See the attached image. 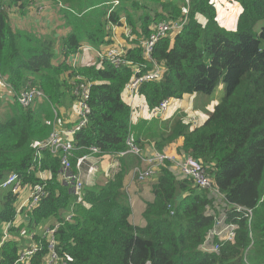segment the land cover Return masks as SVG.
I'll use <instances>...</instances> for the list:
<instances>
[{
	"label": "trees",
	"instance_id": "16d2710c",
	"mask_svg": "<svg viewBox=\"0 0 264 264\" xmlns=\"http://www.w3.org/2000/svg\"><path fill=\"white\" fill-rule=\"evenodd\" d=\"M31 1L8 0L6 6L23 15ZM51 1L63 5L71 29L60 41L64 60L58 65L53 64V40L12 29L5 7L0 11L1 75L14 94L35 88L47 99L23 108L14 97L8 116L0 120V182L15 173L23 185H45V196L18 226L7 223L16 218V199L4 191L0 241L5 226H10L0 263L14 264L18 253L35 243L41 249L29 264H44L48 241L41 231L46 223L54 222L47 230L59 224L55 250L65 264H264V201L259 204L264 189V0H234L242 9L235 31L218 24L211 0H188L185 16L181 13L185 0ZM231 17L234 22L237 10ZM121 18L136 36L135 47L126 51L125 58L132 65H141L139 75L152 66L138 42L147 39L162 21L186 19L178 33L153 47L151 59L164 71L158 81L144 82L138 89L150 110L163 100L184 95L210 96L224 85L222 100L202 125L191 130L176 119L154 140L156 151L162 152L166 145L183 138L182 154L202 164L212 188L224 197L225 207L220 212L210 190H198L190 180L171 172L170 163L165 162L151 182L153 199L145 203L143 226L129 222L125 169L109 180L85 186L83 203L75 205L71 219L65 221L73 199L69 187L59 180V159L44 150L35 160V144L46 141L51 133L52 107L77 100L73 76L81 75L92 86L88 123L71 138L75 147L72 170H76V158L90 147L100 155H114L125 151L129 135L135 131L141 134L142 129L131 124L129 105L121 100L133 74L130 66L114 67L99 61L97 66L73 71L67 63L82 42L93 49L112 44L109 24L119 26ZM42 103L50 106L51 112L36 107ZM44 171L50 177L42 181L38 174ZM236 207L252 209L250 226ZM218 216L225 217L224 224L237 225L234 242L224 243L218 252L204 251L201 245ZM26 228L30 231L27 241L21 236ZM249 250L250 259L245 262Z\"/></svg>",
	"mask_w": 264,
	"mask_h": 264
},
{
	"label": "built area",
	"instance_id": "2783aa9c",
	"mask_svg": "<svg viewBox=\"0 0 264 264\" xmlns=\"http://www.w3.org/2000/svg\"><path fill=\"white\" fill-rule=\"evenodd\" d=\"M3 0H0V11L4 10V6L2 4ZM212 3H216L220 0H211ZM186 5L181 8V13L185 16L188 13V0H185ZM42 4H47L46 2L40 3L38 0H32L29 4V8H34L37 12L43 11L44 7ZM58 4L59 8H64L62 4ZM118 2L114 1L113 6H117ZM216 4H214L215 7ZM216 9V7H215ZM125 20L121 18V20ZM119 21V22H120ZM186 19H180L178 22H166L162 21L158 23L152 33L149 35L147 39L138 42V46L142 49V55L145 60L150 62L152 68L148 70L146 73L139 75L141 65H132L130 61H127L125 58V51L112 47L105 51H97L96 56L99 61H108L114 67L119 66H130L132 69V77L129 82L125 85V92L128 101L132 100L136 93H138L139 86L144 82H152L158 81L162 73L164 71L163 67L157 64L155 61L151 59V53L155 44L165 37H172L176 33H178L183 25L185 24ZM113 26V27H112ZM112 29L115 25H110ZM125 36L131 40V32L129 30L126 31ZM75 68V64L72 65ZM72 82L74 84V96H76V104L77 110L75 112L76 124L74 127L70 129H57L56 126H53L51 133L46 141L35 144L37 149L35 160L40 159V152L47 150L52 156H56L59 159L60 164V179L63 184L67 185L70 189L73 203L70 208V212L65 217V221H69L72 217L73 207L77 204L83 203V191L86 186V179L81 173H73L72 165L73 159L75 158V147L72 143V136L74 133L78 132L81 128H84L88 123V115L90 113V109L88 106L89 93L92 86L88 80L82 77L79 74H75L73 76ZM0 86L5 87L6 89L12 91L11 85L6 81V79L1 75V63H0ZM13 92V91H12ZM15 101L23 108H28L32 106L36 100L42 99L45 100L46 97L44 94L35 88L25 89L20 91L18 94H14ZM171 100H163L158 108L151 111L152 116H157L160 113H163L167 107L169 106ZM52 112L54 113V120L57 119V110L55 107H52ZM54 120L52 125H54ZM194 124V121H192ZM87 152L92 155H100L99 150L90 147L87 149ZM126 154L133 155L137 157L142 164V167H138L134 170L133 174L136 177L138 182H145L150 178L156 176L158 170L164 166L165 162L170 163L169 170L174 172V174L181 178H186L190 180L194 187L198 190L206 191L210 190L212 193L218 192L212 188V180L208 177L205 172L204 167L200 162L191 158L186 154L178 155L176 158H170L163 154L162 152L154 153L150 156H146L143 154V150L137 144L133 135H129L126 140V149L125 151L118 152L114 154L117 157L125 156ZM88 156L82 155L77 157L75 160V168L80 170L82 166L85 165ZM97 171L95 165L90 164L86 168V175L89 178ZM42 180V179H40ZM1 191H9L15 197V214L16 217L21 216L22 213L28 214L32 210H34L40 200L45 196V185L42 183L36 184L34 186L23 185L20 182V179L17 174L10 173L4 180L0 182V192ZM264 201V189L263 195L259 201V204ZM235 210L237 212H243L244 216L247 219V224L250 226L252 220V209H243L241 207H236ZM172 214V213H171ZM225 217L221 216L220 218L214 219V228L215 231H210L206 237L205 243L213 238L217 239V242L214 244L212 248L202 247V250L207 252H218L221 247V237L222 240L227 241V243H233L236 235L237 225L236 224H224ZM11 225L14 223L7 222ZM9 224L6 225L5 229L2 232V238L0 241V254L3 247V243L9 238V231H7ZM59 227L57 223L55 227L51 230H46L44 238L46 237L47 244V254L44 258V264H65L62 259L58 255V251L56 252V240L54 234ZM29 239H32V235H29ZM40 244L32 243L28 246L27 249L22 250L18 253L17 259L14 264H29L31 258L38 253L40 250ZM247 262L246 259H244ZM1 264V263H0ZM149 264V263H147Z\"/></svg>",
	"mask_w": 264,
	"mask_h": 264
},
{
	"label": "crops",
	"instance_id": "0c3cea01",
	"mask_svg": "<svg viewBox=\"0 0 264 264\" xmlns=\"http://www.w3.org/2000/svg\"><path fill=\"white\" fill-rule=\"evenodd\" d=\"M37 1V0H34ZM40 3L46 2L47 4H42L44 9L41 12H37L34 8H29L25 10V13L21 15L18 10L14 7H7L3 4L5 9L8 13V20L10 27L14 30L21 31V32H27L32 33L35 36H37L39 39L47 38L51 39L56 43L55 51H56V57L53 61L54 65H58L64 60L63 56V49L60 46V41L62 38L66 37L71 29L69 26L66 25V19L63 15L64 8H59L58 4L56 2L51 0H38ZM230 3L224 2V4H221L219 6V10L216 9L218 20L220 23H222V26L226 30L235 31L236 29V23L239 14L241 13L242 9L240 5L235 2L234 0H229ZM3 3V1H2ZM237 10V17L234 22H229L227 17L221 13V11L225 10L230 12V9ZM225 25V26H224ZM110 26V24H109ZM113 27V26H112ZM111 30V41L112 44L108 46H101L100 49H93V47L89 46L87 43H81V46H86L88 49V52L80 53V49L73 55L70 56L67 60L68 66L71 68V70L76 71L79 67H86V66H97L99 60L96 56L97 51H105L112 47H117L125 52L129 49H132L135 47V44L133 43L135 41V35L133 36L131 33V40H129L125 34L126 31L129 30L131 32V29L127 27L125 20L120 21L119 26H115ZM137 39V38H136ZM81 47V48H82ZM75 64V68L72 67V65ZM222 87H220L221 90ZM197 95H184L181 99L171 100L169 103V106L167 109L160 113L157 116H152L151 111L149 107L146 104V101L144 97L138 94L136 98L134 97L130 102L125 103L129 105L131 109L130 114V121L133 127H138V129L141 130V134H139L138 131L134 132V138L137 142V144L140 146V148L143 150V154L146 156H150L154 153H157L154 145L155 138H158L159 133L161 131V124L163 121L172 119V116L175 115L174 112H171L173 110H169L172 104L176 103L179 104L180 108L179 113L183 112L187 118L195 116L198 118V123L196 120V123L194 120H190V122L187 124L183 120L182 122L184 124H187L189 128L192 130L196 126L202 125L208 115L206 112L202 111V108H196L195 107V101L197 100ZM47 100V99H45ZM218 100V99H217ZM205 101L203 109L206 110L208 113L213 112L214 107L218 104V101ZM76 103V100H73L70 104L67 106L59 107L57 108V120H60V125H55L56 120H54V125L57 129H70L75 126L77 120L75 117V113L72 112V104ZM213 103V108L209 107V105ZM178 106V107H179ZM181 110V111H180ZM54 114V113H53ZM179 116V115H178ZM52 120V122H53ZM194 121V124L193 122ZM158 130L159 133H158ZM183 138L179 137L173 142L169 143L162 149V153L170 158H176L178 155L182 154V146H183ZM88 156V159L84 166L81 167L80 170H72L73 173H81V175L84 176V179H86V186H88L90 183H99L103 182L106 179H103V177L106 178V175L109 174L110 169L115 168L116 166L125 163L129 160H133L132 163L128 165L129 173L125 175L123 180L124 185V191L127 194L129 198L130 208H131V216L129 219V222L134 226H143L144 221L142 219V212L144 210L145 203L151 202L153 197L151 193V183L145 182H138L136 180L135 175L133 174L134 170L138 167H142L141 161L130 154H126L122 157H117L115 155H92L86 152L85 154ZM93 164L96 166L97 171L90 176L89 178L86 175V168L88 165ZM50 177L49 173L44 171L38 174V178L42 179V181L47 180ZM59 180L60 176H59ZM62 182V181H61ZM63 183V182H62ZM27 214L22 213L21 216L16 217L14 220V225L18 226L22 223V220L25 218L27 220ZM54 224V222H51L49 224H45L42 228L45 232L47 230V227ZM37 232V233H41Z\"/></svg>",
	"mask_w": 264,
	"mask_h": 264
},
{
	"label": "rangeland",
	"instance_id": "374dc122",
	"mask_svg": "<svg viewBox=\"0 0 264 264\" xmlns=\"http://www.w3.org/2000/svg\"><path fill=\"white\" fill-rule=\"evenodd\" d=\"M224 2H226V3H230L229 0H220V1L216 2V3H214V4H216V5H215L216 9L219 10V9H218L219 6H220L221 4H224ZM2 4H4V5L8 4V0H3V3H2ZM233 8H234V7H233ZM234 11H236V9H235V8H234V9L231 8V9H230V12L223 10V11H221V13H223V15H225V16L227 17V19H228L229 22H233V18L231 17V12H234ZM216 19H217L218 24H219L220 26H222V23H220L219 20H218L217 13H216ZM222 27H223V26H222ZM223 28H224V27H223ZM224 29H225V28H224ZM228 31H231V30H228ZM82 43H86V42H82ZM83 52H88V49L86 48V46H83L82 48H80V53H83ZM4 78H5V77H4ZM220 87H222L221 90H220ZM192 95H193V94H192ZM194 95H197V96H198V97H197V100L195 101V107H196V108H202V111H203V112H206L207 115H208L209 113H208L206 110L203 109V107H204V102L207 101V100L213 102V101H216V100L218 99L217 101H218V103H219V102L222 100L223 96H224V85L220 84V85L217 87V89L215 90V92H214L212 95H210V96L202 95V94H194ZM136 96H138V93H136L135 98H136ZM182 99H183V98H182ZM121 100H122L124 103H128V102H129L128 99H127V96H126V92H125V90H123V92H122V94H121ZM41 101H42V99H38V100H36L35 102H36V103H37V102L39 103V102H41ZM13 102H14V93H13L12 91L6 89V88L3 87V86H0V120H3L4 118H6V117L8 116V114H9L8 106H9L10 104H12ZM39 106H44V110H45V112H51V110H50V106H48L46 103H42L41 105H36V107H39ZM178 106H179V104L174 103V104H172L171 107L169 108V110H173V111H171V112H174L175 115L172 116V119H169V120L163 121V123L161 124V131L158 130V133H159V131H160L158 138H160L161 135H163V134L167 131L168 126L170 125V123H171L172 121L176 120V119H181V121L183 120V121H184L185 123H187V124L190 122V120H194L195 123H196V120H197V123H198V118H199V117L192 116V117L187 118V116H186L183 112H180V113L178 112V111H179L178 108H180V106H179V107H178ZM209 107H211V109H212V108H213V103H211V104L209 105ZM76 110H77V104H76V103H73V104H72V112L75 113ZM180 111H181V110H180ZM178 115H179V116H178ZM195 119H196V120H195ZM52 123H53V122H52ZM187 124H186V125H187ZM55 125L59 126V125H60V120H57V119H56ZM198 125H199V123H198ZM196 127H198V126H196ZM164 137H165V136H164ZM129 164H130V162L127 161V162H125V163H122V164L116 166L115 168L110 169L109 174L106 175V178L103 177V179H107V180L111 179L112 176H113L115 173H117L118 171H120L121 169H125V170H126V175H127V174L129 173V169H130V168H128V165H129ZM154 179H155V177L150 178V179H148L144 184H146V183H151ZM3 194H4V191H1V192H0V211H1V209H2V195H3ZM210 197H213V198L215 199V201L219 204V205L217 206V209H218V211L220 212V211H221V208H222V207H225V204H224V202H223V198H224V197H223L221 194H217V193H210ZM217 218H220V216H218ZM24 231H25V233L23 232L21 236H23V237H24V240L27 241L28 233H30V231H29V229H27V228H26ZM214 244H215V243H213V241L210 240V241H208V242L206 243V246H205V247H206V248H212V247L214 246ZM246 258H247L246 260L249 261V259H250V250H249L248 253L246 254Z\"/></svg>",
	"mask_w": 264,
	"mask_h": 264
},
{
	"label": "bare ground",
	"instance_id": "6f19581e",
	"mask_svg": "<svg viewBox=\"0 0 264 264\" xmlns=\"http://www.w3.org/2000/svg\"><path fill=\"white\" fill-rule=\"evenodd\" d=\"M82 129V128H81ZM80 129V130H81ZM79 130V131H80ZM75 134V133H74ZM73 134V135H74ZM72 141V140H71ZM10 226V225H9ZM6 227V226H5ZM9 228V227H8ZM211 231H215V228L213 227L212 229H211ZM227 241H224V240H222V237H221V243H220V245L222 246L224 243H226ZM202 247H205L206 246V243H205V241L203 242V244L201 245Z\"/></svg>",
	"mask_w": 264,
	"mask_h": 264
}]
</instances>
